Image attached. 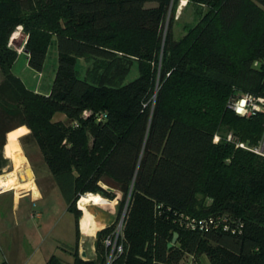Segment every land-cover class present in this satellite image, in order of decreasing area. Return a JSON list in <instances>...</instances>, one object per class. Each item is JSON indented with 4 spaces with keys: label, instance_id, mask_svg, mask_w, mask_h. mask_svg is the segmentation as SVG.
Returning <instances> with one entry per match:
<instances>
[{
    "label": "trees",
    "instance_id": "trees-1",
    "mask_svg": "<svg viewBox=\"0 0 264 264\" xmlns=\"http://www.w3.org/2000/svg\"><path fill=\"white\" fill-rule=\"evenodd\" d=\"M180 2L0 0V176L7 134L26 126L78 229L84 195L122 194L121 232L117 223L98 231L95 258L77 247L72 264H264V158L227 141L254 147L264 135V113L227 107L237 90L264 96V0H187L178 16ZM20 27L38 74L57 41L48 95L14 74L20 53L9 43ZM135 63L139 76L126 84ZM186 218L239 226L192 230Z\"/></svg>",
    "mask_w": 264,
    "mask_h": 264
},
{
    "label": "rangeland",
    "instance_id": "rangeland-1",
    "mask_svg": "<svg viewBox=\"0 0 264 264\" xmlns=\"http://www.w3.org/2000/svg\"><path fill=\"white\" fill-rule=\"evenodd\" d=\"M187 3V0H181L178 16L187 6ZM191 19V10H189L187 14L185 13L179 20L180 24L174 27L175 38L184 35L183 24L191 21ZM21 29L20 27L16 30V38L14 39V33L9 43L10 46L17 48L18 53L19 50L20 53H24V47L27 42V36ZM87 67L88 64L83 59H80L78 62V70L81 79L84 78ZM57 69L58 47L57 41L54 40L48 52L44 71L41 74H37L28 69L26 71H18V74L29 89L33 90V85L39 86V84L42 83L44 86L43 94H47V92L49 94L53 86ZM138 76V64L135 63L126 80V84L134 81ZM228 105L229 102L227 103V107ZM62 119L66 120L65 116L61 114H57L54 118L55 121L59 122L64 121ZM36 148L38 152L31 148L28 149V156L32 163L36 183L40 189L42 198L40 200H33L27 197L23 199L20 206L17 207L16 202L13 201L12 193L0 197V264L3 262H7L8 264H48L53 256H56L65 264H72L74 262L73 252L77 247H79L81 254V247H86L87 250H90V246H94L96 242V229L86 230L85 227H82L83 231L91 232V243L88 241H86L85 244L81 242L83 234L81 232L82 228L78 229L75 215L68 211L63 196L52 174L49 172L37 145ZM5 150L6 155L12 158L20 148L17 143H14ZM8 166L9 168L6 169V172L2 175L13 172L14 167L9 164ZM20 171L22 172L18 174L16 170L14 172L19 175L18 182L24 184L23 181L28 180V177L26 176V171L23 169ZM87 195H84L77 203V208L82 212V218L85 213L80 209V202ZM121 199L122 194L120 196L118 195L114 200L106 199L101 195H95V198H93L92 202L88 203L89 205L86 206V209L91 215L93 213L92 207L98 206L102 209L99 214L103 216L105 215L103 213V208L107 211H112L113 209V212L116 213L115 217L118 218L120 212L118 203ZM93 204L96 206H93ZM125 209L126 207L124 210ZM124 213L125 212H123V214ZM123 214L121 221H123ZM117 218L113 223H117V234H119L122 225L121 221L119 220V222ZM196 262L200 264H210L206 256H203L199 261L195 260L193 257H188V262L186 264H196Z\"/></svg>",
    "mask_w": 264,
    "mask_h": 264
},
{
    "label": "crops",
    "instance_id": "crops-1",
    "mask_svg": "<svg viewBox=\"0 0 264 264\" xmlns=\"http://www.w3.org/2000/svg\"><path fill=\"white\" fill-rule=\"evenodd\" d=\"M27 69L33 71L29 67L27 54L25 52L20 53L19 58H18V60L15 64V67H14V74L16 76H18L19 78H21L18 74L19 73L18 71H26ZM25 85H26V83H25ZM43 87L44 86L42 85V83H40L39 86L33 85L32 86L33 90L32 89H30V90H32L38 94H43ZM43 95H48V92H47V94H43ZM62 120H64V119H62ZM15 133H18L16 140H17V145L19 146L20 150L16 154H14L11 158V157L6 155L5 149H6L8 142H9L10 135L15 134ZM30 135H31V131L26 126L17 128V129H15L12 132L7 134L6 145L4 148V158L8 161V164L10 166L12 165L14 167V170L12 173L0 176V197L5 195V194L12 193L13 194V201L16 202L17 207H19L21 201L27 197L32 198L33 200H40L42 198V194H41L40 189L36 183L35 172L33 171L32 163L29 160V156H28L29 155L28 149H30V148L33 149L34 151L38 152V149L36 148V144L33 142ZM8 164L4 168V172H6L5 170L9 168ZM21 169L26 171V176L28 177V180L23 181L24 184H21L18 182L19 175H17V174L22 172V171H20ZM15 170H16L17 174L14 172ZM22 175H24V174H22ZM92 196L95 198V195H92ZM93 206H96V205L93 204ZM102 206H105V205H102ZM92 210H93V213L91 214V219L93 222V228L92 229L95 228L96 233H97V231L104 229V228L110 226L111 224H113V222L117 218V217H115L116 213L113 212V209H112V211H107L103 208V213L105 214L104 216L102 214L101 215L99 214V212L102 211V209L100 207H98V206L92 207ZM105 216H106V218H105ZM83 218L80 220V229L82 228ZM81 232L83 233L81 242L84 244L86 241L91 243V241H90L92 239L91 238L92 237L91 232H84L83 228H82ZM95 239H96V234H95ZM93 244H94V241H93ZM83 252L86 253V255H87L86 259L87 260H93L95 258L96 253H95L94 246H92V247L90 246V250H87L86 247H81V255Z\"/></svg>",
    "mask_w": 264,
    "mask_h": 264
},
{
    "label": "built area",
    "instance_id": "built-area-1",
    "mask_svg": "<svg viewBox=\"0 0 264 264\" xmlns=\"http://www.w3.org/2000/svg\"><path fill=\"white\" fill-rule=\"evenodd\" d=\"M19 31V30H18ZM22 31V29H21ZM12 47V46H11ZM17 51V48L12 47ZM20 53V50H19ZM228 107L235 112L236 115L243 118H253L256 117L260 113H264V96H256L251 93H246L242 91H235L233 96L229 100ZM102 118V117H101ZM219 136L215 137V141H219ZM227 141L236 144L238 148L248 150L262 158H264V135L262 137V140L258 143L257 146L250 147L247 146L245 143L240 142L235 135L229 134L227 136ZM214 220H192L190 218H186L185 227L187 229H200L201 231H209L212 228H218L220 225H222L223 230L226 232H232L233 234L237 233V228L239 224L236 222L237 228H232L230 225L229 219H222V222L218 225H216ZM108 245L111 244L110 241L107 242Z\"/></svg>",
    "mask_w": 264,
    "mask_h": 264
},
{
    "label": "bare ground",
    "instance_id": "bare-ground-1",
    "mask_svg": "<svg viewBox=\"0 0 264 264\" xmlns=\"http://www.w3.org/2000/svg\"><path fill=\"white\" fill-rule=\"evenodd\" d=\"M17 33H15L14 35V39L16 38ZM93 196L87 195L85 198L82 199V201L80 202V209H82L84 211V218L82 220V227L86 228V230L92 229L93 228V222L91 219V215L89 214V212L86 209V206L88 205V203H90L91 201H93ZM90 215V217H89ZM89 217V218H88ZM87 232V231H84Z\"/></svg>",
    "mask_w": 264,
    "mask_h": 264
},
{
    "label": "water",
    "instance_id": "water-1",
    "mask_svg": "<svg viewBox=\"0 0 264 264\" xmlns=\"http://www.w3.org/2000/svg\"><path fill=\"white\" fill-rule=\"evenodd\" d=\"M107 190H108L109 192H113V193H115V194H117V195H119V196L121 195V193H120L119 191H115V190H112V189H107ZM121 224H122V221H121ZM177 238H178V234L175 235V238H174L172 244H170V247H172V246L176 243ZM81 258H82L83 260H87V259H86V258H87V255H86L85 252L82 253Z\"/></svg>",
    "mask_w": 264,
    "mask_h": 264
}]
</instances>
